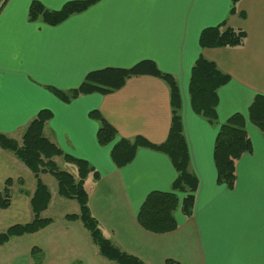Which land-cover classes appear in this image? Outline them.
I'll return each mask as SVG.
<instances>
[{"label":"crops","instance_id":"crops-1","mask_svg":"<svg viewBox=\"0 0 264 264\" xmlns=\"http://www.w3.org/2000/svg\"><path fill=\"white\" fill-rule=\"evenodd\" d=\"M60 10L75 0H0V134L20 141L39 111L51 118L43 134L63 153L86 160L99 174L84 179L88 206L103 236L121 251L145 264H264V135L247 110L255 95H264V0H98L58 24L30 20L31 2ZM225 23L246 33L238 47L202 48L199 35L207 27ZM202 57L227 75L216 90V122L211 124L190 105L189 82L195 61ZM147 62L146 73L127 78L111 93L81 94L64 102L50 89H77L89 72L105 68L129 69ZM157 71L171 75L179 91L178 115L189 155V169L197 178L190 215L174 211L175 230L153 233L137 221L138 211L152 191H169L177 173L169 157L140 146L125 165L117 166L111 150L121 139L142 138L163 143L172 107L169 87ZM96 110L116 135L105 145L97 141ZM244 117L251 152L235 165L232 188L217 181L213 148L218 125L232 114ZM65 170L75 177L77 167ZM50 199L41 216L45 228L11 238L0 246V264H116L103 258L77 215L75 200L57 193L55 179L40 175ZM9 184L6 187V181ZM36 180L11 152L0 147V232L32 219L30 197ZM179 203L184 194L177 193Z\"/></svg>","mask_w":264,"mask_h":264},{"label":"trees","instance_id":"trees-1","mask_svg":"<svg viewBox=\"0 0 264 264\" xmlns=\"http://www.w3.org/2000/svg\"><path fill=\"white\" fill-rule=\"evenodd\" d=\"M96 1L98 0L70 1L56 11L45 9L39 2L33 1L28 10V17L30 20L41 19L47 24L55 25L73 13L83 11ZM238 1L240 0H231V12L234 11ZM245 38L246 33L243 30L226 27L225 23H222L203 29L199 35V45L202 48L238 47L244 43ZM148 67L152 68V65L143 62L129 69L96 70L89 72L77 89L68 92L55 89H50V91L64 102H69L81 94L93 92L108 94L121 88L127 78L146 73ZM153 75L161 78L169 87L172 118L166 140L161 144H151L142 138H135L132 141L121 139L113 146L111 158L115 165H125L133 158L136 149L140 146L163 152L169 157L177 173L170 190L150 192L137 214V221L145 230L153 233H167L177 227L173 214L179 205L182 214H191L194 205V192L198 182L196 176L189 169L187 144L177 110L179 91L176 81L171 75L157 71H154ZM227 79V75L219 71L213 62L202 57H199L192 67L188 89L190 105L196 114L211 124L217 120L216 90L225 84ZM247 115L249 121L264 135V95H255L248 107ZM90 116L99 123L98 143L105 145L111 142L116 135L114 128L96 110L91 111ZM50 118V111H39L25 128L20 141L0 134V147L11 152L21 161L33 173L36 180L34 192L30 197L31 221L14 224L1 231L0 246L13 237L37 232L51 223L50 219L41 216L49 203L50 194L46 185L41 181L40 175L47 173L55 179L58 195L65 199L75 200L79 206L77 215H67L65 218L81 221L103 258L116 264H145L139 258L121 251L103 236L97 220L89 209L88 192L84 186V179L89 173H92L94 178H98L99 174L86 160L63 153L56 144L44 136V126ZM249 152H251V142L245 130L244 117L240 113H234L225 122L218 125L213 148L217 181L232 188L235 181L236 162L243 154ZM55 156H61L66 162L73 163L77 167V176L59 169L53 160ZM8 184L9 180L6 181V187ZM177 193L184 194L180 203ZM8 205V192L5 188L4 195L0 196V208L5 209ZM165 264L179 263L167 259Z\"/></svg>","mask_w":264,"mask_h":264},{"label":"rangeland","instance_id":"rangeland-1","mask_svg":"<svg viewBox=\"0 0 264 264\" xmlns=\"http://www.w3.org/2000/svg\"><path fill=\"white\" fill-rule=\"evenodd\" d=\"M59 167H60L61 169H65V168H69V169H71V170L74 169L73 166H70L69 164H64V163H62V161L59 162Z\"/></svg>","mask_w":264,"mask_h":264},{"label":"snow or ice","instance_id":"snow-or-ice-1","mask_svg":"<svg viewBox=\"0 0 264 264\" xmlns=\"http://www.w3.org/2000/svg\"><path fill=\"white\" fill-rule=\"evenodd\" d=\"M56 3H57V0H49V4H50L51 6H55ZM0 7H3V5L0 4Z\"/></svg>","mask_w":264,"mask_h":264}]
</instances>
